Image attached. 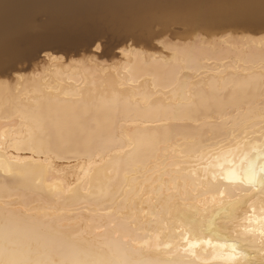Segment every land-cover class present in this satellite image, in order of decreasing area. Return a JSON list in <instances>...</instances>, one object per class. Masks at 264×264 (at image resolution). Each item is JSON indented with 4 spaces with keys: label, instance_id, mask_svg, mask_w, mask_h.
I'll list each match as a JSON object with an SVG mask.
<instances>
[{
    "label": "bare ground",
    "instance_id": "6f19581e",
    "mask_svg": "<svg viewBox=\"0 0 264 264\" xmlns=\"http://www.w3.org/2000/svg\"><path fill=\"white\" fill-rule=\"evenodd\" d=\"M130 1L128 27L145 32L261 31L264 18L262 0ZM19 5L0 0V75L22 70ZM228 35L167 56L120 48L128 41L111 67L45 51L38 73L0 80V264H175L189 219L202 238L236 241L239 264H260L264 189L220 177L264 141V34Z\"/></svg>",
    "mask_w": 264,
    "mask_h": 264
},
{
    "label": "water",
    "instance_id": "95a60500",
    "mask_svg": "<svg viewBox=\"0 0 264 264\" xmlns=\"http://www.w3.org/2000/svg\"><path fill=\"white\" fill-rule=\"evenodd\" d=\"M130 0H20L19 64L30 66L45 51L65 56L87 52L99 42L103 55L130 41Z\"/></svg>",
    "mask_w": 264,
    "mask_h": 264
},
{
    "label": "rangeland",
    "instance_id": "374dc122",
    "mask_svg": "<svg viewBox=\"0 0 264 264\" xmlns=\"http://www.w3.org/2000/svg\"><path fill=\"white\" fill-rule=\"evenodd\" d=\"M175 24L176 23H168L165 26H161L157 22H152L150 23L147 32L142 31V30H137V32H135V34L130 38V41L128 42V44L123 45L120 48L131 46L132 49L133 48L139 49V50L142 49L141 51L144 54L152 55L153 53H156V54H161V55L165 54L164 56H167V54L169 55V48L167 47L183 46L184 44L186 46H189V45L193 46L195 45L196 41L198 42V40L204 41L207 43H211L212 41L218 42L217 40L218 36H221L226 32L230 33L231 35L230 36L228 35L225 37L229 39H233V40H241L242 38L240 37L241 38L240 39L238 38V36L239 35L242 36V34L243 35H246V34L253 35V36L264 34V18H262L257 25L260 27L261 31L248 30L245 28L244 25H227L223 28H220L217 26L216 27L198 26V27H195L196 29L193 28L191 31H188V28L186 26L183 27L179 24H176V25ZM97 44H100V43L98 42ZM100 47H101V44H100ZM93 49L94 47L87 52H82L78 55H70L68 57L63 54H56V55H61L63 57V62H65L66 64L67 63L71 64V63H74L72 62V59H82L83 60L84 59L83 57L89 54L91 55V59L93 58L92 59L93 61L95 60L97 61L99 65H102V66L105 65L108 67L113 66L114 64H116L117 61L122 59L120 58L121 54L119 53V49L115 50L110 55H103L102 47L99 52H96ZM115 59H117L116 62H115ZM43 64H44V56L41 55V57L37 59L36 61H34L30 66H27L26 64H19L20 67H22V70H19L18 68H16L14 71L10 72L9 74L0 75V80L5 79V78H10L12 77L13 73H17V72H21L26 75H28L29 73L36 74L37 71L41 70V67Z\"/></svg>",
    "mask_w": 264,
    "mask_h": 264
},
{
    "label": "snow or ice",
    "instance_id": "6c2138e0",
    "mask_svg": "<svg viewBox=\"0 0 264 264\" xmlns=\"http://www.w3.org/2000/svg\"><path fill=\"white\" fill-rule=\"evenodd\" d=\"M243 7V6H241ZM262 7H264V0H262ZM264 128V125H262ZM264 135V133H262ZM237 149H240V145L237 144ZM250 155L248 152H242L241 167L239 171L232 170L226 176H221V179H227L230 182H238L240 184H247L249 187L256 189L259 186L261 189H264V141L259 145H253L251 148ZM231 154V150H229ZM223 168V165H219ZM217 177L213 175L212 179ZM218 195L223 197L225 195L224 191H219ZM212 201H216V196H212ZM255 209H252V213H255ZM261 213H264V206L260 209ZM249 223H252L251 218L249 217ZM257 223L260 224L259 235L264 242V216L260 218ZM188 227L186 229L179 230L181 232L180 238L177 241V253L182 254L180 259H178L175 264H194L195 261L200 260L201 264H208V261L202 259L198 254L196 249H198L202 244L208 245L215 251L216 258L225 259L227 261L233 262V264H239V261L244 258L243 249L240 248L239 244L236 241L232 243L227 242L225 238L224 242H213L212 236L209 234L206 237L201 236L204 229L200 226L199 221H193L189 219L187 222ZM245 233L253 231L251 228H245ZM192 236V239L189 236ZM240 234L237 233V236ZM246 242V241H243ZM166 248H172L171 243H166L164 245ZM224 249H228V252H224ZM260 264H264V258L261 259Z\"/></svg>",
    "mask_w": 264,
    "mask_h": 264
}]
</instances>
